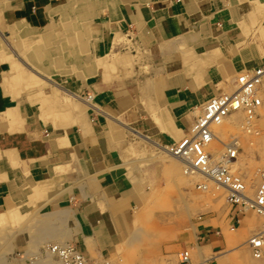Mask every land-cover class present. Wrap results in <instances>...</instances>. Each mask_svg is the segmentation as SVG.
I'll return each mask as SVG.
<instances>
[{
	"label": "crops",
	"instance_id": "1",
	"mask_svg": "<svg viewBox=\"0 0 264 264\" xmlns=\"http://www.w3.org/2000/svg\"><path fill=\"white\" fill-rule=\"evenodd\" d=\"M0 33L16 42L0 62L1 260L65 240L112 264H264L245 243L260 218L240 207L187 229H162L157 212L184 177L167 149L264 64V0H0ZM154 149L168 158L161 192ZM152 208L156 229H140Z\"/></svg>",
	"mask_w": 264,
	"mask_h": 264
},
{
	"label": "bare ground",
	"instance_id": "2",
	"mask_svg": "<svg viewBox=\"0 0 264 264\" xmlns=\"http://www.w3.org/2000/svg\"><path fill=\"white\" fill-rule=\"evenodd\" d=\"M19 46H20V44H19ZM7 47L9 49V54L11 56L12 48L9 45ZM6 54L7 53H5V51H3L2 48L0 47V62L4 61V60H7V61L11 60L12 57H10L8 54L7 55ZM256 68L251 69V70H244L242 72L237 73L235 75V77L232 79V87H231V89H228V90L225 89L224 91H221L220 93H229V92L233 91L234 88H235V79H236V77L239 74L252 72ZM256 93H257L256 96H258V98L260 100V104L254 108V111L252 112L251 115L248 114L244 109H236V110L230 111L227 115H225L221 119L220 122L214 123V124H212L210 126L211 127L210 132H211L212 136H211V138L209 139L208 142L203 144L204 152L207 155V164H206L207 168L212 167L214 164L218 163V161L221 160V158L223 157L224 153H226V149H227L228 144L230 142L231 143L233 142L235 147L236 146L238 147L237 150H236V153H235V155H234V157L232 159L231 158L230 159L227 158V159L223 160V164L225 166L224 168H225L227 176L231 180H233L234 183H238L241 186V187L240 186L238 187L239 190L237 191L238 194L236 195V198H237L236 203H234V204L231 203V202H233L230 199V198H232V193H233L231 191V188L228 191L229 188L227 189L226 185H221V184L215 182L213 179L208 177L207 174H205L203 171H200L197 168L189 167V165L186 163V161L183 159V157L180 154H176V151H175L176 146H174L173 148L167 149V152L169 153V156L172 157V159H175L179 163V165L181 167V171H182L181 173L185 177L201 178V180H202L201 183L198 182V183H196V185L194 184L195 186L193 185L195 187V189L198 188V190L200 189L201 191L206 192L207 189H208V183L214 184L216 187H219V188L224 190V192H225V201H226V204L228 205V209L229 208L233 209L234 207H237V208L240 207V209H241L240 211L241 212L252 213L253 215H256L257 217L260 218V224H259L257 230L254 231V233L252 235H250L247 238L246 242H245L247 247H248V249H249L250 256L254 257L256 259H259V258H262V257L264 258V245L260 249V253L258 255H254L252 247H251L249 241L252 238V236L256 232H258L260 230V227H261L263 219H264V215L259 213V211L256 209V205H255V201L257 200V196H258V191L260 189L262 190L263 205H264V180H260L258 182V184H256V186H255L253 195L252 196H248L246 188H245L246 187V184H245L246 182H245L244 178L242 177V175H240V173L238 171L239 170V168H238L239 164L237 162V160L239 158V155H240V153L242 151V143L248 144V146L252 145L254 139H256L258 136H260L259 134L261 132L260 131L261 129L259 130V124L264 121L263 118H261L262 115H264V80H262L258 84L257 89H256ZM215 96H217V95H215ZM205 103L200 108V111H199L197 117L201 114L202 108L205 105ZM196 118H195V120H196ZM224 124H228V125H231L234 128H237L238 135H233V136L231 135L225 141L220 139L218 137V132H220V130H222ZM193 125H194V122L192 123V125L190 127L189 133L187 135L183 136L181 138V140H179L176 144H178L184 138H187L189 136L191 128L193 127ZM260 126H262V124ZM215 141L219 143L218 144L219 145V149L215 153H211L208 149H209V147H213L212 143L215 142ZM247 153H248V151H247ZM226 157H228V152L226 154ZM251 183H253V182H251ZM237 211H239V210L237 209ZM8 213H9L8 216L11 217L12 219L17 217V213H16V211L14 212V210L13 211L9 210ZM26 218L24 219V217L19 216L18 220L19 221L27 220ZM0 221H1V218H0ZM6 239H7L6 233L0 232V241L3 243V245L6 244V241H7ZM63 242H67V241H65V240L64 241H60L59 243H63ZM68 242H72V241H68ZM47 243H49V242H47ZM47 243H45L44 246ZM32 247H34V245L33 246L31 245V248ZM43 247L42 248L40 247L41 249L39 251H37L36 253H32V251H33L32 249H30L28 251H25L26 256L29 257V264H50L51 257H50V255L48 253H46V251H45V249ZM177 255H178L179 260L183 261L185 258L188 257V252L187 251H182V252H179ZM84 256L89 261H97V262H100V263L104 262L105 264H112L110 262V260H107V259H102V258L101 259L100 258L99 259H94V258L88 257L86 255H84ZM22 257H24V256H22ZM236 257L240 258V257H242V255L238 254ZM5 259H4V257H3L2 260L0 259V264H8V262H6Z\"/></svg>",
	"mask_w": 264,
	"mask_h": 264
},
{
	"label": "built area",
	"instance_id": "3",
	"mask_svg": "<svg viewBox=\"0 0 264 264\" xmlns=\"http://www.w3.org/2000/svg\"><path fill=\"white\" fill-rule=\"evenodd\" d=\"M262 80H264V64L252 72L239 74L235 79L234 90L229 93H218L217 96L208 99L202 108L201 114L194 121L189 136L174 145L176 146V154H180L189 167L197 168L215 182L226 185L227 189L229 188L228 191L231 188L233 193L230 199L233 201L231 202L233 204L237 201L236 195L238 194L237 191L240 184L234 183L227 176L223 160L227 158L232 159L238 147H235L233 142H230L221 160L212 167L207 168V155L204 152L203 144L208 142L212 136L210 126L220 122L230 111L244 109L248 114H252L254 108L260 104V100L256 96V89ZM227 152L228 157H226ZM255 205L259 213L264 215L261 189L258 191ZM249 242L253 254L258 255L264 245V219L260 230L252 236ZM43 248L51 257L50 264H105L104 262L89 261L79 251L74 242H49Z\"/></svg>",
	"mask_w": 264,
	"mask_h": 264
},
{
	"label": "rangeland",
	"instance_id": "4",
	"mask_svg": "<svg viewBox=\"0 0 264 264\" xmlns=\"http://www.w3.org/2000/svg\"><path fill=\"white\" fill-rule=\"evenodd\" d=\"M8 45L12 48V46H16V42L12 40V37L0 33V47L2 48L3 51H5V53H7L10 56L9 49L7 47ZM22 46L23 45L20 44V46H19V44H18L19 48H23ZM261 118H263V120H264V115H262ZM261 124H262V126H260ZM259 130L261 131L259 134L260 136H258L256 139H254L252 145L248 146V144L242 143V151H241L239 158L237 160V162L239 164V167H238L239 170L238 171H239L240 175H242V177L244 178V180L246 182L245 188H246L248 196H252L254 193V189H255L256 184H258V182L260 180H264V121L259 124ZM231 135L232 136L238 135L237 128H234L228 124H224L222 130H220V132H218V137L224 141L227 140L228 137ZM130 142L133 145V149H134V147L137 150H141L142 148H145V149L148 148L149 150L151 149L148 143H145L140 138H137V137L132 136V135L130 137ZM218 144L219 143L216 141L213 142L212 143L213 147H209L208 150L211 153H215L219 149ZM247 151H248V153H247ZM150 154L151 153L148 154V157L150 156ZM151 155L158 156L157 157L158 161H161L162 163L159 164V166L157 168H155L156 170H154V169L150 170L151 176H150V178H148V181H150L151 179H154V177L157 176V177H155L156 184L158 185L156 188L160 189V192H161L162 189L166 188L165 179H164L163 174H162V171H163L162 167H164V165H163V164H165L164 159H166L167 157L165 155L161 154L156 149H154L152 151ZM162 155L164 156L163 158H161ZM129 156H131L133 158V155L130 154ZM151 161H154V160H151ZM151 161H144L143 165L135 166V170L141 168L143 170V173H146L147 168L148 167L151 168L149 166V163ZM181 172L182 171H181V167H180V173ZM182 179H184V180H182ZM182 179H180L177 182L176 187L172 188L173 190L176 189L175 192L171 193L173 202L170 204L173 205V207L172 208L169 207L165 210H164V208H159V211H157V209L154 210L152 208L153 211L151 210L148 213V214H150V213L155 214L156 211L159 212V214L162 216L163 220H166V226H164L162 229H172V226L174 227L175 224L179 225L180 229H187L186 221H188V220L189 221L192 220V222H198L201 220L202 217H204L209 212H211V213L212 212H221V213L224 212L228 216V214L233 211V209H230V208L228 209V205L226 204V201H225V192L223 189L216 187L214 184L208 183V189L206 192H204V191H201L200 189L198 190V188L195 189V187H194L196 185V183L202 182L201 178L185 177L184 176ZM141 181L144 183V179L142 180L139 178L138 183H141ZM251 182H253V183H251ZM171 186H173V185H171ZM150 189H151V186H150ZM176 192H177V194H176ZM167 194H169V193H167ZM187 207H189L188 211H186ZM154 214H153V217L150 215L149 217H147L144 220L143 224L139 225L140 229H151V228L156 229L157 223L155 224L154 222L158 221L157 219L159 217H157ZM148 218H150V219H148ZM138 224H140V223H138ZM134 229H135V227H134ZM232 229H233V227H232ZM8 263H11V262H8Z\"/></svg>",
	"mask_w": 264,
	"mask_h": 264
}]
</instances>
